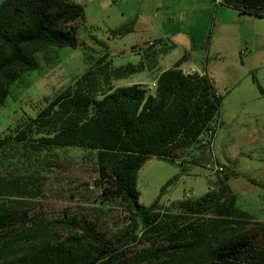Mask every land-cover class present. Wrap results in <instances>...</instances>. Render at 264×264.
<instances>
[{
  "label": "trees",
  "instance_id": "1",
  "mask_svg": "<svg viewBox=\"0 0 264 264\" xmlns=\"http://www.w3.org/2000/svg\"><path fill=\"white\" fill-rule=\"evenodd\" d=\"M223 4L264 18V0ZM84 22V7L70 0L0 2V109L24 75L40 70L41 54L80 47ZM142 54L144 61L113 77L149 69L154 47ZM106 57L95 65L109 69ZM183 61L160 74L154 92L115 89L107 78L108 91L99 94L92 68L0 136V264H264V222L238 207L224 165L201 196L164 202L171 179L150 205L140 202L138 172L152 156L182 167L212 160L223 97L207 74L185 76ZM73 165L96 174L92 204L54 218L35 212L46 174ZM115 207L122 208L117 223L104 225L101 214Z\"/></svg>",
  "mask_w": 264,
  "mask_h": 264
},
{
  "label": "rangeland",
  "instance_id": "2",
  "mask_svg": "<svg viewBox=\"0 0 264 264\" xmlns=\"http://www.w3.org/2000/svg\"><path fill=\"white\" fill-rule=\"evenodd\" d=\"M70 2L82 5L85 10V22L78 31L80 47L76 50L50 49L47 55L39 56L40 70L24 75L0 109V136L17 129L26 118L33 117L36 111L73 86L75 80L92 68L95 75L91 81L97 82L99 94L108 91L107 78H110V84L115 89L141 85L155 90L153 84L156 83V75L149 71L135 72L121 79L113 77L114 69L140 64L144 49L140 45L141 53L135 52V45L141 44V40L127 32L129 25L124 26L121 3L118 5L112 0ZM123 30L125 33H121ZM263 31L258 27L253 28L252 39L259 43ZM261 43L262 47H258L254 53L243 54V66L230 62L226 70H221L213 78L223 96V104L222 125L213 140L212 160L202 158L198 165L185 163L182 167L152 156L138 172L137 187L142 204L150 205L171 179L174 181L163 195L164 202L182 199L187 193L203 195L208 190L207 178L218 162L226 170L235 171L229 185L237 194L238 207L257 220L264 221V40ZM105 55L109 69L105 68V64L95 65ZM166 56L161 63L164 68H171L182 57L177 51ZM192 63L189 59L181 67L194 68ZM194 65L196 70L203 71L197 62ZM46 175L34 210L46 218L59 217L63 210L76 207L79 203L91 205L89 198L92 200L98 193L88 186L96 176L91 167L73 165L64 170L49 171ZM115 209L101 214L104 225L115 226L116 215L118 217L122 208Z\"/></svg>",
  "mask_w": 264,
  "mask_h": 264
},
{
  "label": "crops",
  "instance_id": "3",
  "mask_svg": "<svg viewBox=\"0 0 264 264\" xmlns=\"http://www.w3.org/2000/svg\"><path fill=\"white\" fill-rule=\"evenodd\" d=\"M223 2L224 0H121L118 5L121 3L120 13L124 26L128 24L127 32L141 40V44L135 45V52L141 53L140 45L144 49L153 46L156 52L152 66L143 71L155 73L157 81L162 72L173 68L182 59H190L193 61V69L194 62H197L203 71L195 70L199 74H207L221 95L213 78L221 70H226L230 62L243 66V54L254 53L258 47H262L261 40H264V31L259 43L252 39L253 28L264 30V18L241 15L233 8L226 7ZM170 45L173 49L166 53L165 49ZM172 51L179 52L182 57L171 68L162 67V61ZM144 59L142 57V61ZM234 173V170L230 171L231 176Z\"/></svg>",
  "mask_w": 264,
  "mask_h": 264
},
{
  "label": "built area",
  "instance_id": "4",
  "mask_svg": "<svg viewBox=\"0 0 264 264\" xmlns=\"http://www.w3.org/2000/svg\"><path fill=\"white\" fill-rule=\"evenodd\" d=\"M114 3L118 4L121 0H112ZM183 71V74L185 76H194L195 74H199L195 69L191 68V69H185V70H182ZM199 75H206V74H199ZM156 84L154 83L153 84V87H155ZM218 131V130H217ZM217 134V133H216ZM223 170V166L220 165L219 163L216 162V165L215 167L211 170V173H215V172H218V171H222ZM186 196H191V194L187 193Z\"/></svg>",
  "mask_w": 264,
  "mask_h": 264
}]
</instances>
